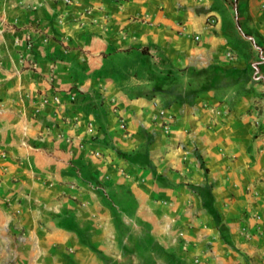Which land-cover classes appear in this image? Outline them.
<instances>
[{
  "label": "crops",
  "instance_id": "0c3cea01",
  "mask_svg": "<svg viewBox=\"0 0 264 264\" xmlns=\"http://www.w3.org/2000/svg\"><path fill=\"white\" fill-rule=\"evenodd\" d=\"M0 210L14 264H264V0H0Z\"/></svg>",
  "mask_w": 264,
  "mask_h": 264
},
{
  "label": "rangeland",
  "instance_id": "374dc122",
  "mask_svg": "<svg viewBox=\"0 0 264 264\" xmlns=\"http://www.w3.org/2000/svg\"><path fill=\"white\" fill-rule=\"evenodd\" d=\"M116 75L121 76V74ZM130 76L137 78V73L130 74ZM9 226H11V223H8L5 214L0 210V264H14V258L17 254H24V256L27 254V250H17L14 247V241L21 240L22 233L19 234V238L14 237L15 234H12L8 229ZM245 232L248 233V231Z\"/></svg>",
  "mask_w": 264,
  "mask_h": 264
},
{
  "label": "built area",
  "instance_id": "2783aa9c",
  "mask_svg": "<svg viewBox=\"0 0 264 264\" xmlns=\"http://www.w3.org/2000/svg\"><path fill=\"white\" fill-rule=\"evenodd\" d=\"M208 22L209 23H213V20L211 18H208ZM194 39L195 40H199V36L198 35H194ZM53 100L58 102V97L57 96H53ZM71 100H74V96H71ZM121 127L124 128V123H121Z\"/></svg>",
  "mask_w": 264,
  "mask_h": 264
},
{
  "label": "trees",
  "instance_id": "16d2710c",
  "mask_svg": "<svg viewBox=\"0 0 264 264\" xmlns=\"http://www.w3.org/2000/svg\"><path fill=\"white\" fill-rule=\"evenodd\" d=\"M205 171H206V169H205Z\"/></svg>",
  "mask_w": 264,
  "mask_h": 264
}]
</instances>
